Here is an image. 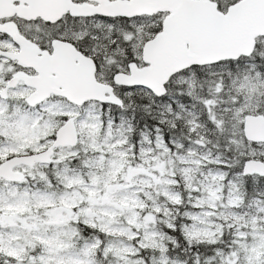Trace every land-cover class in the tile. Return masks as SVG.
Segmentation results:
<instances>
[{"label":"snow or ice","instance_id":"1","mask_svg":"<svg viewBox=\"0 0 264 264\" xmlns=\"http://www.w3.org/2000/svg\"><path fill=\"white\" fill-rule=\"evenodd\" d=\"M0 264H264V0H0Z\"/></svg>","mask_w":264,"mask_h":264}]
</instances>
